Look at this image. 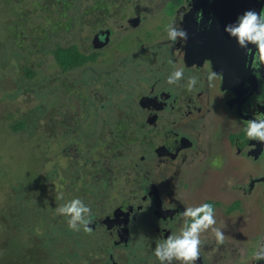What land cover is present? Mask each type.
Returning a JSON list of instances; mask_svg holds the SVG:
<instances>
[{
    "label": "flooded vegetation",
    "instance_id": "1",
    "mask_svg": "<svg viewBox=\"0 0 264 264\" xmlns=\"http://www.w3.org/2000/svg\"><path fill=\"white\" fill-rule=\"evenodd\" d=\"M162 1L159 10H154L164 14L165 18L156 24V32L161 30L160 36L152 37L151 32H143V36L140 31L138 39L146 41L135 49L136 52H130L132 56L124 51L125 39L130 31L149 22L153 14L149 9V13L146 11L147 7L144 10L145 6L140 11L136 0L138 10L133 9L129 16L119 15L118 20L104 15L97 5L94 9L93 2L88 3L89 18L95 14L101 16L95 22L84 24L93 31L89 44L81 48L77 42L79 50L91 53L95 58L92 62L81 63L79 68L92 67L100 59V51L116 46L124 53L121 61L113 59L102 67L115 72L122 70V75L127 76L125 79L107 75L108 81L95 87L94 93H82L83 110L67 111L62 122L67 141L71 140L72 144L73 140H78L74 154L69 145V151L63 148L62 158L66 160L78 154L93 158L87 159L86 163L95 169L81 182L83 192H88L93 199L84 198V203H90L91 207L105 196L103 210L91 214L93 223L90 227L94 235L99 234L100 228L105 231L100 234L102 241H97L104 247L97 264H161L154 254L155 246L164 243L170 234L179 235L185 225L183 211L203 203L214 206L216 227L231 233L235 241H227V248L204 241L201 258L196 264H264V261L253 260L258 241L252 246L253 252L247 260L241 259L239 252L240 233L248 236L253 231L250 226L260 223L259 232L264 237V181L258 179L264 176V144L250 141L244 131L246 120L252 119L254 112L264 113V80L259 74L255 75L252 58L246 55V49L224 30L246 10L264 8V0L260 5L261 0ZM169 4L168 10L166 5ZM114 6L118 11L119 8ZM198 11L203 12L199 23ZM181 13L185 14L181 27L187 33V42L178 41L173 47L166 26L178 20ZM98 22L100 24H95ZM96 42L101 46L91 51L96 48ZM248 47L256 53L254 45ZM176 48H182L183 52L177 53ZM233 66L243 69L244 74L234 76ZM74 67L78 69L77 65ZM177 69H183L184 78L179 86L169 85L167 77ZM212 71L222 73L223 80L210 82L207 76ZM191 76L197 77L198 83L188 91L187 79ZM227 83L229 85L223 88ZM117 110H121L122 116ZM119 126L125 128L122 130L124 137H121ZM106 127L111 129L107 131ZM115 127L119 132H116L117 128L114 130ZM99 150L105 157L100 156ZM247 160L251 163L248 170ZM78 169L63 172L65 179H68L66 174L77 173ZM117 181L121 182L115 202L112 197L108 200V196L113 195L108 188L111 182ZM69 184H72L70 180ZM253 192L256 193L254 198L247 203L243 196ZM257 202L256 219L246 216V209L254 214L253 207ZM145 211L157 219L150 218L148 222L157 239L146 241L143 252L140 248L136 254L127 257L123 250L112 246L132 244L129 241L131 228L136 230L133 223L141 220ZM76 233L77 240L81 241ZM141 238L142 232L139 235L132 233L133 241L140 243ZM222 247L225 250L221 251ZM29 264L35 263L30 261ZM173 264L179 262L173 261Z\"/></svg>",
    "mask_w": 264,
    "mask_h": 264
},
{
    "label": "rangeland",
    "instance_id": "2",
    "mask_svg": "<svg viewBox=\"0 0 264 264\" xmlns=\"http://www.w3.org/2000/svg\"><path fill=\"white\" fill-rule=\"evenodd\" d=\"M38 1L39 0H0V59L7 58L8 46L10 43L8 34L9 25H12L19 12H25V20H23V17L19 18V24L21 26L18 29L22 27V29L19 30L20 36L31 34L30 27L33 21L43 22L45 12L34 10V6ZM54 1L55 0H41L40 2L49 3ZM86 1V3L79 2V4L81 3V9L88 6V3L96 2V0ZM68 2H70L68 12L72 13L76 28L72 26L70 31L66 32L68 20L59 23L55 29L60 30L59 36L49 40L46 46H52L55 43L64 45L65 42H74L76 46H78L77 42L79 41V46L82 48L91 41L92 29L86 27L82 23L83 18H80L81 23L79 22L77 10L73 12L74 3H71L70 0H68ZM99 2L98 5L101 6L104 15L111 16L110 19L115 18V20L120 19L119 15L125 14V16H129V13H132L133 9L138 10L136 3H139L140 11L143 10V6H145L144 10H146L147 7L146 11H148V9L149 11H153L152 19L143 27L141 26L139 29L130 31L128 37L125 39L124 51L127 52L126 54L128 56H132L130 52L132 50L136 52L135 49L146 41V39H138L141 32H151L152 37L160 36L161 30L156 32V24L159 21H164L165 18L164 14H158V12L154 10H159L163 2L162 0H153L151 3L148 2V0L144 3L142 0H136V3L135 0H99ZM114 5L119 8L118 11H115ZM166 8L169 10V8H171L170 4L166 5ZM100 16L101 14H95L92 15V17L90 16L89 19L95 22ZM52 29L54 30V28L51 27L50 31H52ZM66 33L74 34L65 37ZM94 45L96 48L94 47L95 49H91V51H96V49L101 46L98 42L94 43ZM50 53L51 51L42 54L40 52L39 54L36 53V59L34 58L33 61H24L22 65L14 61H0V264H29L30 261L35 264H97L98 256H101L104 251V247L100 246L97 242L102 241V236L100 234L105 233L103 228L97 230L99 233L98 235H94L93 232L87 234L81 229V231L78 232L81 241H78L77 233L71 235V232L67 231L69 230L67 226L68 218L58 215L56 212L59 206L71 199L77 197L82 200L85 198V200L89 199L92 201L93 199L88 192H83L81 183L85 176L95 169V167L92 169L87 165L88 163H86L87 159L91 161L93 158L91 156L86 158L83 154H78L70 158L68 157L66 160L65 157L62 158L63 148L65 151H69V145H71V152L74 154L78 143V140H73L72 144L70 142L71 140L67 141V137H65L66 133H64L66 128L62 122L66 119L67 111H71L72 113V110H83L81 101L83 96L82 93L87 92V95H90V92L94 93L95 87L100 86L105 80L108 81L109 77H107V75L112 74L115 77L127 78V76L122 75V70L115 72L112 69L102 67L107 61L113 59L121 61V57L124 53L119 51L116 46H112L110 49L108 48L107 50L100 51V59L95 61L92 67L83 66L79 68L80 66L77 64L78 69L73 65L64 70L59 66L57 67V63L53 60ZM81 54L84 55L85 53L81 51ZM93 57L91 53H87L83 56V62H92V60L95 59ZM22 66L23 70L21 69ZM25 67H28V69L36 68L41 74L52 76V78L56 80L54 85L58 84V86H52L50 93L51 108L49 116L52 117L51 120L54 122V127L56 129V131L50 132H53L55 137L47 136V140L45 139L46 141L38 139V134L44 131V128H46L45 126H37V133L34 137H28L26 133L23 132L24 134H22L21 132H15L10 128L14 120L18 118H22L23 120L27 119L30 117L28 109H34L35 93L32 91L33 88L25 83L26 77L24 74L28 70ZM76 95H78V97H76ZM216 97L219 98L218 95ZM73 98L75 99L73 100ZM106 98L107 96L105 95V99ZM117 112L121 114V110H117ZM123 119L125 120V118ZM44 122L45 119L41 120L40 124ZM119 127H121V131L125 129L122 126ZM110 129L111 127H106L107 131ZM115 129L116 132H119L118 127H115L114 130ZM58 131L61 132L64 137H60ZM43 133L46 134V132ZM122 136L124 137L123 131L121 132V137ZM109 139L110 138H106V140L112 141V139ZM118 143L121 144V141L119 140ZM102 146L105 147V144ZM43 150L46 153V159L42 158L40 154ZM100 156L105 157V153L100 152ZM81 164L84 165L79 168ZM250 165V160H247L245 162L247 170L251 167ZM75 169H78V172H70L73 173L70 175L66 174L68 179H65L63 172L65 173L66 170L74 171ZM48 175L51 176L50 179H52V182H49L48 178H43ZM19 180L31 183L33 186L32 190L27 188V186L23 187L25 190H22V187L16 189L15 185H17ZM69 180L72 184H69ZM120 182L121 181L111 182L108 191L113 195L108 196V200L112 197L111 200L117 201L116 191H118ZM103 185L107 186L106 182H104ZM21 192H25L23 196L27 198L26 200L28 207L31 209V214H26L24 220L19 221L20 226H18L15 221V209L13 210V208L16 206L15 195H19ZM255 194L256 193L253 192L243 197L246 199V202L249 203L250 200L254 198ZM61 195L63 199L59 198ZM99 196H101V194ZM95 199L96 198H94V200ZM100 200V202L96 201L94 204L92 203L90 207L91 214H96L103 210L102 206L106 203L105 196ZM258 204L257 202L253 207L254 214L246 209L245 215H251L256 219L259 209H257L256 206ZM86 205L90 206V203H86ZM229 207L231 208V206ZM113 208L114 206H112V209ZM145 212L146 214H144V216H140L141 220L139 219L133 223L132 227L136 230L131 228L129 241L132 242L133 246L130 247V242L125 247L111 245L116 248V250H123L127 257L136 254L137 249L140 248L143 252V248L147 244L146 241H151L152 238L157 239V235H155L154 231L151 230L148 225L150 218L157 219L148 211ZM188 219L190 218H185L184 222ZM60 226L65 228V231L61 234L56 233L48 235L45 233L47 229L55 227L57 230ZM250 228H253V231L247 228V231H251L248 236H246L244 232L240 233L242 247L239 246V252L243 260L248 259L247 256H250L253 252L252 246L255 244V241H259L262 237L259 232L261 228L260 223L258 225L255 223V227L250 226ZM137 230L142 232L140 243L132 239V233L138 235L141 233ZM210 231L211 230H208L201 234L200 238L202 243H204V241H210L211 244L216 242L214 234ZM224 234L226 237L225 243L221 246H226L227 248V241H235V237L230 235L231 233L228 234V232H224ZM104 241L107 240L104 239ZM105 244H107V242H105ZM223 247L220 248L221 251L225 250ZM229 248H231V246ZM216 251L217 249L215 248L214 252L216 253ZM206 252H210V250L205 251V253ZM67 254H69V256Z\"/></svg>",
    "mask_w": 264,
    "mask_h": 264
},
{
    "label": "clouds",
    "instance_id": "3",
    "mask_svg": "<svg viewBox=\"0 0 264 264\" xmlns=\"http://www.w3.org/2000/svg\"><path fill=\"white\" fill-rule=\"evenodd\" d=\"M191 11V7L188 12ZM185 14H179V19L174 20L166 26V32L169 41L174 47L180 41L182 44L187 42V33L181 27ZM203 18V12H197V22ZM211 23V22H210ZM225 32L232 38H235L237 44L246 49V55L252 56L251 67L256 70L255 75L259 74V68L264 66V8L259 12L249 9L239 15L235 22L225 26ZM256 47V53L252 54V49L248 45ZM177 53L183 52L182 48L175 49ZM184 78L183 69L173 71L167 77L169 85H180V81ZM207 79L211 82L216 79L223 80V74L210 72ZM198 79L191 76L187 79V90L192 91ZM247 138L264 144V113L254 112L253 118L246 120L244 128ZM251 147H255L252 145ZM231 184V181H228ZM63 199L61 195L59 197ZM58 215L67 217V226L73 232H80L81 229L87 234L93 232L90 225L93 223L91 219V208L80 198H74L56 209ZM185 218H190V222L186 221L179 235L170 234L162 244L155 246L154 254L161 264H173V261L179 264H196L201 258V234L211 230L214 234L216 243L223 245L225 243V234L221 228L216 227L215 209L212 204L203 203L196 207H188L181 214ZM253 260L264 261V237L258 241L257 248L253 252Z\"/></svg>",
    "mask_w": 264,
    "mask_h": 264
},
{
    "label": "trees",
    "instance_id": "4",
    "mask_svg": "<svg viewBox=\"0 0 264 264\" xmlns=\"http://www.w3.org/2000/svg\"><path fill=\"white\" fill-rule=\"evenodd\" d=\"M41 0H39L36 5L34 6V10H40L45 12L43 16V22L33 21L31 27H30V35H23L20 36V29H18L21 25L19 24V18L23 17V20H25V12L21 11L18 13V16L14 19V22L12 25H9V38L10 43L8 46V54L6 59H0V61H9V62H17L20 65L24 64V61L31 60L37 57L35 55L36 53L39 54V52L47 53L51 51V56L53 57V60L57 63V67L59 66L61 69H66L69 66L77 65L83 63V55L81 54V50H79L74 42H65L64 45H61L60 43H55L52 46H46L47 43H49V40H52L59 36L60 30L56 29L57 25L59 23L65 22V20H68V26L65 30L66 32H69L71 27L73 26L76 28L74 17L72 13L68 12V7L70 6V2L68 0H55L54 2L49 3H41ZM71 3L73 2L75 6L73 9V12L77 10L78 13V20L81 22L80 18H83L82 23H90L91 20L89 19L88 12L86 11L88 7H84L83 9H79L80 6L78 5L79 2H76L75 0H70ZM99 1H94L92 5H97L98 8H101L100 5H98ZM33 11V10H32ZM34 15V14H33ZM8 17V15H7ZM9 18V17H8ZM25 23V21H24ZM100 24V22L95 23ZM52 31H50V28ZM63 28V27H62ZM60 28V29H62ZM74 33H70L65 35V37L72 36ZM28 43V44H27ZM49 54V53H48ZM28 69V67H25ZM23 70V66L21 67ZM54 75V74H52ZM26 77L25 83L32 87V91L35 93V103H34V109H28V113H30V117L27 119L18 118L17 120H14V122L11 124L10 128L15 132H21L22 134L26 133L28 137H34L36 135V127L39 125L45 126L44 131H41L38 135L39 140H47V136H54L53 132L50 131H56L54 127V122H52L51 118L49 116L50 111V93L52 86H58L54 85V82L56 80L52 78V76H48L47 74H41L40 71L36 68H29L26 73L24 74ZM21 117V116H19ZM12 118V117H11ZM15 118V117H14ZM16 119V118H15ZM45 119V122L40 124V121ZM24 132V133H23ZM43 132H46L44 134ZM58 135L60 137H64L61 132L58 131ZM57 135V136H58ZM46 139V140H45ZM42 158L46 159V153L43 152L40 153ZM51 176H44V179H50ZM27 186V188L31 189L33 186L31 183L24 182V180H19L17 185H15V188L19 189V187L23 188ZM22 190H25L24 188ZM25 193V192H24ZM23 192H21L19 195H15L16 200V206L13 208L15 209V221L18 226H20L19 221L24 220V216L26 214H31L30 207H28L27 204V198H25ZM16 226V227H18ZM29 227V226H28ZM27 227V228H28ZM65 231V228L60 226L56 230L55 227L52 229H47L45 231L48 235L53 234H61ZM71 232L72 234H75L76 232H73L72 230H67Z\"/></svg>",
    "mask_w": 264,
    "mask_h": 264
},
{
    "label": "water",
    "instance_id": "5",
    "mask_svg": "<svg viewBox=\"0 0 264 264\" xmlns=\"http://www.w3.org/2000/svg\"><path fill=\"white\" fill-rule=\"evenodd\" d=\"M263 0H261L260 2H259V5L261 4V2H262ZM260 11V9L259 8H257V10H256V12H259ZM94 41H96V39L94 38ZM252 54H253V50H252ZM254 55V54H253ZM207 56V55H206ZM250 58H252V56H250ZM232 71L233 72H236V74L234 75V76H238L240 73L243 75L244 74V71H243V69H239L237 66H233L232 67ZM227 75V74H226ZM225 75V76H226ZM259 75L262 77V79L264 80V66H261L260 68H259ZM234 76H232V77H234ZM229 85V83H227V85H225V84H223V88H224V86H228ZM249 86H251V84L249 85ZM252 92H250V94H251ZM264 112V111H263ZM258 143H260V142H258ZM258 179H260V180H263L264 181V176L263 177H260V178H258Z\"/></svg>",
    "mask_w": 264,
    "mask_h": 264
}]
</instances>
